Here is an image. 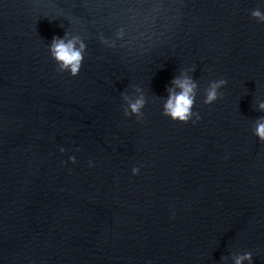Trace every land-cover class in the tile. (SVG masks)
I'll list each match as a JSON object with an SVG mask.
<instances>
[{"label":"water","instance_id":"obj_1","mask_svg":"<svg viewBox=\"0 0 264 264\" xmlns=\"http://www.w3.org/2000/svg\"><path fill=\"white\" fill-rule=\"evenodd\" d=\"M256 8L0 0V264H264ZM66 33L86 44L75 78L49 52ZM182 73L198 85L187 124L164 115ZM125 93L144 97L141 117L124 115Z\"/></svg>","mask_w":264,"mask_h":264},{"label":"clouds","instance_id":"obj_2","mask_svg":"<svg viewBox=\"0 0 264 264\" xmlns=\"http://www.w3.org/2000/svg\"><path fill=\"white\" fill-rule=\"evenodd\" d=\"M251 15L255 20L264 23V12L260 8L254 9ZM102 42L107 43L103 38ZM49 52L56 62L59 73H70L74 78L79 76L86 54V44L81 38L72 37L69 39L67 38V33L64 38L54 37L49 47ZM172 83L175 87L168 89L169 97L165 104L164 115L171 118L174 122L182 124L193 121V117H195L196 121H199L201 119L200 114L193 112L198 88L197 83L187 73H182ZM226 86L227 81L224 79L211 82L205 91L204 103L210 106L221 99L223 94L220 92V89ZM176 89H179V91L177 92ZM123 99L128 102V108L124 110L125 116L133 114L138 117L142 116V109L146 103L142 95L135 102H132L125 93L123 94ZM259 109L264 111V103L259 105ZM254 134L259 137L261 143H264V117L257 120ZM61 151L63 152L64 149H61ZM70 159L73 164L76 163L75 157H71ZM133 175H139L138 168H133ZM233 259L235 260V264H243L245 260L251 264L252 254L244 253L243 255L234 256Z\"/></svg>","mask_w":264,"mask_h":264}]
</instances>
